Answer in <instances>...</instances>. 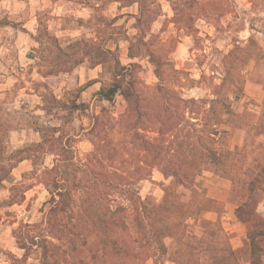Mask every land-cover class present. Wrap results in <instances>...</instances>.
<instances>
[{
  "label": "rangeland",
  "instance_id": "rangeland-1",
  "mask_svg": "<svg viewBox=\"0 0 264 264\" xmlns=\"http://www.w3.org/2000/svg\"><path fill=\"white\" fill-rule=\"evenodd\" d=\"M114 1L0 0V106L15 125L14 131L9 133L7 148L13 152L40 142V136L30 126L32 122L61 127L65 137H74L73 150L78 161L94 160L92 153L98 154L95 162L100 170L110 173L109 180L137 184L142 198L153 196L159 202L163 198L162 185L168 181L155 166L157 163L152 156L144 152L143 137L146 141L160 138L161 131L165 134V147L174 149L182 133L189 131L188 122L192 117L185 105L178 102V97L198 100L203 107L220 54H227L235 40L246 42L253 36L264 52V0H198L193 12L197 41L178 30L172 22L174 12L170 5L166 0H158L161 16L153 24L147 41L163 64V82L156 78L154 67L143 54L140 53L139 59L129 60V44L123 39L137 33L132 17L138 14V8L137 5L122 7L125 4L121 6ZM100 17L107 19L111 28L98 26ZM6 23L11 26L5 27ZM45 30L56 39L61 51L42 35ZM83 39H93L97 44L111 40L107 47L118 50L122 64L139 65L138 90L144 99V122L124 116L127 107L121 97L113 103L96 98L101 84H92V81L104 79L102 68H92L86 59L79 64L85 53L76 42ZM51 71L61 73L44 77ZM203 73L205 78H202ZM245 75V93L234 108L239 113L247 112L244 121L248 128L222 127L227 133L221 135L219 146L243 153L246 165L256 166L264 155V56L254 58ZM52 97L61 106L76 99L90 109L69 113L53 104ZM165 102L171 106L170 112H164ZM97 116L95 123L93 117ZM173 127H179L181 133L171 132ZM52 163L53 157L40 155L36 167L33 162L24 161L12 171L14 183L23 182L32 187L22 205L5 207L3 203L10 197L11 185L0 184V264H11L13 256H23L24 251L17 244V238L23 237L20 227L42 222L50 197L38 175ZM208 172L205 171L197 183L208 198L216 200L214 186L218 180ZM229 185L231 192L232 184ZM232 209L234 205L225 204L223 227L231 236L241 264H247L249 249L245 229L236 222ZM261 209H264V201ZM215 219L216 215L206 212L200 221L191 222L188 231L200 237L203 222ZM166 244L170 246L172 241L168 239ZM26 264H40L38 254L32 252ZM145 264H154V261ZM158 264L174 263L164 259Z\"/></svg>",
  "mask_w": 264,
  "mask_h": 264
},
{
  "label": "trees",
  "instance_id": "trees-1",
  "mask_svg": "<svg viewBox=\"0 0 264 264\" xmlns=\"http://www.w3.org/2000/svg\"><path fill=\"white\" fill-rule=\"evenodd\" d=\"M157 1L114 2L125 4L122 7L137 5L138 14L132 17L137 33L123 39L129 44L128 58L134 61L143 54L154 67L156 78L163 82V64L147 41L153 24L161 16ZM166 2L174 12L172 22L178 30L199 40L193 14L198 0ZM39 24L41 27V20ZM97 25L111 28L104 17L97 20ZM7 26H11L10 23H6ZM42 35L61 51L48 31ZM110 41L97 44L93 39H83L76 42L85 53L79 64L86 59L92 68H102L104 79L92 81V84H101L96 93L99 101L113 103L121 97L127 107L124 116L142 123L146 112L138 90L139 65L122 64L118 50L107 47ZM263 56V49L253 36L246 42L235 40L227 54H220L218 69L211 75L213 82L208 99L201 101L203 107L198 100L178 97V102L185 105L192 117L188 122L189 131L182 133L175 148L165 147V134L161 131L160 138L146 141L143 137L144 152L152 156L157 163L155 166L168 181L162 185L163 198L159 202L153 196L142 198L137 184L109 180L110 173L100 170L95 162L98 154L92 153L94 160L78 161L73 150L74 137H65L61 127L32 122L30 126L40 136V142L9 152L7 139L15 125L0 106V184L11 185L10 197L3 203L5 207L22 205L32 188L23 182L14 183L12 171L24 161H31L36 167L40 155L53 157L52 166L38 175L50 197L43 210V220L20 227L23 237L17 238V244L24 254L21 258L13 256L11 264H26L32 252L38 254L40 264H145L149 260L158 264L164 259L174 264H241L231 236L223 227L225 204L208 198L197 183L205 171L232 184L228 202L236 206L235 217L245 227L249 249L246 263L264 264V209H261L264 155L256 166H251L246 165L243 153L219 146L221 135L227 133L222 127L248 128L244 121L247 112H237L234 104L244 96L248 65L254 58ZM59 73L61 71H51L44 77ZM202 78H205L204 73ZM51 100L69 113L90 109L76 99L62 106L56 98ZM163 110L170 112L171 106L165 102ZM98 119V116L93 117L95 123ZM178 131L179 127L171 130ZM206 212L216 215V219L203 222L202 236H192L188 231L191 222L200 221ZM168 239L172 241L170 246L166 244Z\"/></svg>",
  "mask_w": 264,
  "mask_h": 264
},
{
  "label": "crops",
  "instance_id": "crops-1",
  "mask_svg": "<svg viewBox=\"0 0 264 264\" xmlns=\"http://www.w3.org/2000/svg\"><path fill=\"white\" fill-rule=\"evenodd\" d=\"M208 174L213 178H215V179H217L218 180V182H216L217 184L214 186V188L216 189V194H217V199H216V201H219V202H222V203H224V204H226V205H229L230 203L228 202V198H229V195H230V182L228 181L227 182V180H224V179H221V178H219V177H217V176H215L213 173H211V172H208ZM220 186H223L224 188H220ZM229 203V204H228ZM233 205V204H232ZM235 206V205H234ZM228 210H229V208H227ZM235 209H236V206H235ZM235 209H232V215H233V217L235 218V220H236V222L239 224V225H241V226H243L241 223H239L238 221H237V219H236V217H235V214H234V212H235ZM244 227V226H243ZM244 229H245V227H244ZM232 245H233V243H232ZM234 247V246H233ZM234 249H235V247H234ZM236 250V249H235Z\"/></svg>",
  "mask_w": 264,
  "mask_h": 264
}]
</instances>
